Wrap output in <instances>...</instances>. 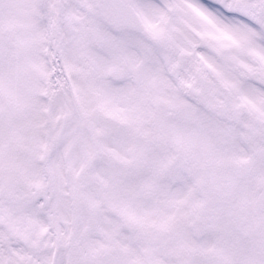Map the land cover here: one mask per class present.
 <instances>
[{
	"label": "snow or ice",
	"instance_id": "obj_1",
	"mask_svg": "<svg viewBox=\"0 0 264 264\" xmlns=\"http://www.w3.org/2000/svg\"><path fill=\"white\" fill-rule=\"evenodd\" d=\"M0 264H264V0H0Z\"/></svg>",
	"mask_w": 264,
	"mask_h": 264
}]
</instances>
